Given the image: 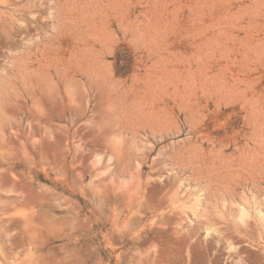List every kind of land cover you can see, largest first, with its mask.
<instances>
[{
  "label": "rangeland",
  "instance_id": "rangeland-1",
  "mask_svg": "<svg viewBox=\"0 0 264 264\" xmlns=\"http://www.w3.org/2000/svg\"><path fill=\"white\" fill-rule=\"evenodd\" d=\"M104 4L5 108L0 264H264V0Z\"/></svg>",
  "mask_w": 264,
  "mask_h": 264
},
{
  "label": "bare ground",
  "instance_id": "bare-ground-1",
  "mask_svg": "<svg viewBox=\"0 0 264 264\" xmlns=\"http://www.w3.org/2000/svg\"><path fill=\"white\" fill-rule=\"evenodd\" d=\"M79 1L0 0V132L12 124L5 110L11 102L37 101L31 87L39 68H51L69 82L75 71L70 65L73 55L90 44V36L106 31L104 0H94L92 15L78 17ZM68 20L78 22L82 32L67 28Z\"/></svg>",
  "mask_w": 264,
  "mask_h": 264
}]
</instances>
